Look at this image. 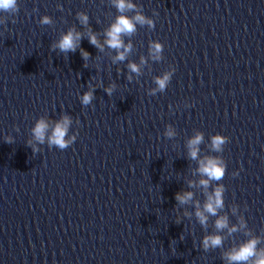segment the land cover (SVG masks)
Wrapping results in <instances>:
<instances>
[{
	"label": "clouds",
	"instance_id": "clouds-1",
	"mask_svg": "<svg viewBox=\"0 0 264 264\" xmlns=\"http://www.w3.org/2000/svg\"><path fill=\"white\" fill-rule=\"evenodd\" d=\"M113 4L115 8L122 13V15L118 16L115 22L106 30L105 36V44L115 49L118 52V55L114 58V62L119 60L122 61L125 59L126 54L131 50V45H125L122 40V36L131 35L136 31V24L144 25L148 24L149 27H154V24L151 20L147 19L144 15L137 13L134 17L129 18L126 15H123L126 9L131 10L135 8V5L130 3L129 0H113ZM19 11L18 0H0V12L7 13L9 15H15ZM78 18L81 24L87 25L88 17L84 14H78ZM0 23H6V21L0 20ZM43 24L51 23L48 17H44L41 21ZM83 39L81 33L76 32L74 29H70L65 35L61 37V39L53 45V48H58L63 53L75 52L79 47V42ZM88 41L90 44L95 46L96 48L102 50L103 45L97 40L96 35L89 33ZM163 51V45L159 42H152L150 44V55L153 59H160L161 53ZM81 56L84 60H88L90 54L81 48L80 50ZM144 63V60H141ZM129 68L132 72H139V68L136 64H130ZM176 69H173L175 72ZM172 73H165L163 77H159L156 79V84L160 90H164L167 83L171 79ZM112 88L109 87L105 89V91L111 95ZM93 99V91L90 90L86 92L81 97V103L83 105H88L91 103ZM71 123V118L65 115L61 120L55 123L54 127H52L51 135L48 136V143L50 145H55L60 149H65L69 146L75 137L71 139H66V135L68 132L69 125ZM49 124L46 120L41 118L36 123L35 127L32 129L34 138L43 143L45 141L46 133L48 132ZM166 135L168 137H172L174 132L171 128L168 129ZM203 136L200 133L190 139L188 141V149L189 156L191 159H197L199 153V145L202 143ZM7 143H11V138L6 140ZM229 142V137L216 134L212 137V149L215 152H220L223 150V146ZM31 143V142H29ZM33 151H36L34 148ZM198 171L201 175L207 177V179H202L200 184L207 188L210 181H221L226 172V166L224 162L218 157H207L200 161V166ZM235 175H239L236 173ZM189 185L192 186V182H189ZM223 186H218L215 188L213 194H209L207 196V202L204 204L203 211L200 210L199 205L196 206L195 215L198 218L201 225H206L207 216L205 213L216 215L217 209L222 208L224 206L223 202ZM193 193L185 192L183 194H176V201L183 205L192 200ZM217 229H224L228 227L227 217H220L216 221ZM246 225L241 222V227H245ZM230 232L237 231V228L234 226L229 229ZM260 243V239L258 237L247 240L242 243L238 248L233 249L231 252L226 254V259L229 261V264H264V249L257 248V245ZM222 237L219 235L206 236L203 239V247L205 250L208 248H216L221 246Z\"/></svg>",
	"mask_w": 264,
	"mask_h": 264
}]
</instances>
